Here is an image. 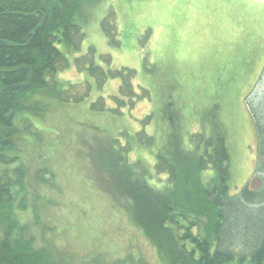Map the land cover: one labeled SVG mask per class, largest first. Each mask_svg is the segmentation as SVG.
Wrapping results in <instances>:
<instances>
[{
    "label": "rangeland",
    "instance_id": "obj_1",
    "mask_svg": "<svg viewBox=\"0 0 264 264\" xmlns=\"http://www.w3.org/2000/svg\"><path fill=\"white\" fill-rule=\"evenodd\" d=\"M86 10L79 20L85 32L82 46L71 51L60 45L69 67L58 71L56 79L65 85L89 84L90 92L81 103L43 99L45 110L21 114L29 119L23 126L19 124L21 133H26L21 156L31 162L32 170L46 166L57 172L61 188L39 185L37 192L62 202L61 208L52 211L56 213H51V220L58 224L56 240L70 250L76 262L164 264L144 230L129 217L127 199L122 203L100 187L98 173L87 156L89 147L96 148L94 142L110 137L117 138L122 147L134 144L127 153L128 162L139 161L138 170H147L143 178L162 189L168 176L155 171L157 151L177 131L176 123L182 145L189 148L190 135L203 131L204 115L217 106L211 113L216 125L207 124L204 130L208 135L215 133L227 146L231 193L249 183L256 190L263 186L251 109L253 104L257 106L264 121V67L247 62L249 50L244 43V65L241 72H235L240 68L230 65L231 58L216 57L218 48L210 50L206 38L215 35L211 45L215 48L216 27L226 24L224 36L243 40L248 36L264 51V0H101ZM104 19L114 21L119 46L110 44L102 26ZM235 25L240 27L236 34L231 28ZM92 64L110 74L102 86L90 70ZM123 68L136 72L133 104L122 99V82L112 75ZM115 97L125 103L118 107ZM97 101L107 108L94 111L92 104ZM143 129L154 138L153 145L139 142L136 133ZM12 135L15 144V129ZM5 167L0 164V170ZM212 174L207 170L203 177ZM200 222L208 227L206 218ZM234 244L240 251L245 249L241 241Z\"/></svg>",
    "mask_w": 264,
    "mask_h": 264
},
{
    "label": "trees",
    "instance_id": "obj_2",
    "mask_svg": "<svg viewBox=\"0 0 264 264\" xmlns=\"http://www.w3.org/2000/svg\"><path fill=\"white\" fill-rule=\"evenodd\" d=\"M99 1L0 0V164L6 166L0 170V264L84 263L76 262L56 240L58 224L52 222L51 213L62 202L40 196L37 188L45 185L59 190L58 174L46 166L32 170L31 162L21 156L26 147L21 126L29 121L21 114L45 110L43 99L81 103L88 96L89 84L65 85L56 74L69 67L60 45L80 50L85 32L79 20L89 5ZM114 25L113 20L102 22L110 44L119 46ZM90 70L100 86L110 75L93 64ZM112 75L122 82V99L133 104L135 70L123 68ZM115 98L118 107L125 103ZM261 101L262 108L264 96ZM214 107L207 113L218 108ZM106 108L101 101L92 104L94 111ZM252 108L258 133L257 170L263 175V186L257 190L249 183L231 193L227 146L215 133L208 135L204 130L207 124L216 125L211 113L204 115L203 131L190 135L189 148L182 145L176 123L177 131L157 151L155 171L168 176L162 189L143 178L147 170H138L139 161L128 162L127 153L134 144L122 147L117 138L110 137L94 142L96 148L89 147L87 156L100 187L122 203L127 199L129 217L144 230L164 264H264V121L257 106ZM150 119L151 115L145 122ZM136 136L141 144H154L145 129ZM207 170L213 174L203 177ZM200 218L208 220L207 228ZM235 236L244 250L235 247Z\"/></svg>",
    "mask_w": 264,
    "mask_h": 264
},
{
    "label": "crops",
    "instance_id": "obj_3",
    "mask_svg": "<svg viewBox=\"0 0 264 264\" xmlns=\"http://www.w3.org/2000/svg\"><path fill=\"white\" fill-rule=\"evenodd\" d=\"M235 34L237 33L238 30H240V27L235 25L231 27ZM216 30L219 32V37L216 39L217 44L216 47H212V43L215 41V38L213 34L210 36H207L206 38V44L210 50H215L218 48V52L215 53L216 57L219 58H231L234 62H230V65L233 64L235 65V68H240L236 69L235 72H241L243 65H244V43H246V48L249 50L248 52V61H251V65L255 66H261V68L264 67V51L262 50V47L256 40L250 38L247 36V39H244L240 36H232L230 39L224 36L223 34L227 31L226 30V24H221L220 27H216ZM227 46V49L224 51H219V49H223V47ZM223 52V54L221 53ZM252 58H257L254 62L251 60ZM223 60H221V65H223ZM261 71V70H260Z\"/></svg>",
    "mask_w": 264,
    "mask_h": 264
}]
</instances>
